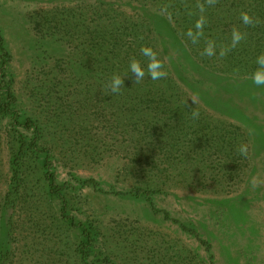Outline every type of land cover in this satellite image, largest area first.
<instances>
[{"label":"rangeland","instance_id":"1","mask_svg":"<svg viewBox=\"0 0 264 264\" xmlns=\"http://www.w3.org/2000/svg\"><path fill=\"white\" fill-rule=\"evenodd\" d=\"M196 2L0 0L19 121L33 118L41 135L38 150L22 155L16 172L19 136L30 142L36 133L0 113V264H208L205 246L179 224L143 200L115 194L137 187L157 189L159 210L194 224L216 264H264V87L209 85L219 101L198 100L205 113L197 107L194 120L188 87L168 93L161 79V92L145 93L128 82L127 67H113L116 50L92 45L113 39L100 33L110 26L120 29L119 48L138 54L135 42H154L157 32L168 39L167 23L177 21L170 8ZM210 8L232 16L250 11L264 23V0H218ZM237 23L238 16L223 25ZM159 57L169 65L167 55ZM113 73L125 79L118 95L102 91ZM241 143L248 145L247 158L236 151ZM46 157L62 196L50 194ZM89 179L103 191L82 187ZM64 205L93 228L86 262L81 232L62 219Z\"/></svg>","mask_w":264,"mask_h":264},{"label":"trees","instance_id":"2","mask_svg":"<svg viewBox=\"0 0 264 264\" xmlns=\"http://www.w3.org/2000/svg\"><path fill=\"white\" fill-rule=\"evenodd\" d=\"M169 12L177 18V21L175 25L167 23L168 39H164V35L162 36L161 32H157L158 39L154 42H135L140 48L144 45L151 46L155 51H157L158 55H167L169 57V65H165L168 75L164 78L165 80L163 83L166 86L167 91H169L168 93H178L179 90L183 91L181 87V85H183L186 88L188 87L195 94L197 101L200 100L203 105H214L216 104V101H219V97H217V94H215V97H212V95L208 93L207 89L210 88L211 85H214V87H220L221 83L227 81L238 82L239 85L243 86L253 84L250 79V74L256 67L255 59L261 52L259 50L264 48V26L262 25L264 23H260L256 27H245L242 23L233 25L240 27L241 31L247 33L246 40L222 58L219 57V55L209 58L201 55V51L204 47L203 39L199 45H193L184 35L187 29L194 25L195 20L198 17V11L195 6L190 5L186 8L176 6L170 8ZM231 14V11L226 12L222 9H213L209 7L205 13L207 17V24L204 29L205 37L214 39L218 45H227L230 42V32L233 26L223 25L224 19L230 18L231 20H235L237 16L239 17V15L232 16ZM260 14H262L261 11ZM110 28V26L102 25L100 31L103 35L109 34L113 36V39L110 42L107 40H97L95 44L92 45L93 47H96L99 52L103 50H108V52L116 50V53L113 56L115 57L113 67L116 70L120 67H117V65H124L128 68L129 58L132 56L144 61L145 58L140 56V53L134 54L131 52V47H126L125 52H123L119 48L122 46V39L117 37L120 29H116L114 32H111L109 31ZM136 28H143V26L139 25ZM144 28L146 29V27ZM131 31L133 32V30ZM126 45L129 44L126 43ZM160 47L162 49V55L159 50ZM253 48H255L256 51H253L252 53L251 51ZM11 59L12 55L8 48L7 41L0 30V113L10 116L16 123H19V125L25 127L27 130L34 129L36 133L30 142L27 141L28 139L25 136H19V150L21 153L18 154L20 157L17 156L13 160V167L17 172L20 167L21 156L26 154L27 151L38 150V142L41 139V135L37 122L33 118H26L24 121H19V99L13 87V83L11 79L8 78L7 73ZM231 74L248 75L236 77ZM127 78L128 82L133 83L134 78L131 74H129ZM138 85L140 89L145 90V93L148 92V94H153L154 92L153 95L161 92L163 87V85L160 84L158 87L157 81H152L147 77ZM197 107L205 113V110L201 106L198 105ZM234 109H232V113L235 114L237 109ZM43 166L45 169L46 180L49 183L50 194L53 196H62L64 186L58 183L57 174L52 170L51 163L47 157L43 162ZM87 186H91L98 191H103L99 188V183L94 179L82 182V187ZM158 192L159 191L157 189L149 187H137L133 188L129 192H115V194L118 196L130 197L135 200H143L150 205L151 209L155 213H162L164 218L179 224L184 232L190 234L201 245L205 246L208 254V264H216L215 255L211 252V245L202 238L199 230L194 224L180 222V220L172 218L168 211L159 210L156 207L154 197ZM62 219L65 223L81 232L83 240L79 247V253L82 260L86 262L88 260L90 250L95 244L93 228L89 226L88 223L78 221L76 217L69 215L65 205L62 210Z\"/></svg>","mask_w":264,"mask_h":264},{"label":"clouds","instance_id":"3","mask_svg":"<svg viewBox=\"0 0 264 264\" xmlns=\"http://www.w3.org/2000/svg\"><path fill=\"white\" fill-rule=\"evenodd\" d=\"M218 3V0H197L195 8L198 11V17L195 20L194 25L189 27L184 35L188 41L193 45H199L201 40H204V47L201 51V55L209 58L219 55L224 57L229 54L233 49L237 48L243 41L246 40L247 33L241 31L240 27L233 26L230 32V42L227 45H218L214 39L205 37L204 29L207 24V17L205 15L209 7H214ZM195 14V13H193ZM239 19L245 27H256L261 23L258 17H255L250 11L242 10L239 14ZM140 56L144 57V61H141L135 56L129 58L127 72L131 74L133 84H140L147 77L152 81L161 80L167 77L168 73L165 68L164 61L159 57L157 51L151 46L144 45L140 48ZM256 67L250 74L251 82L256 87H264V52H261L255 59ZM125 79L121 77L119 73H113L109 80L104 84L102 91L118 95L124 88ZM192 102L196 104V107L192 109L191 118L198 119L200 112L197 108V99L195 96L190 97ZM187 103V101H186ZM185 103V105H186ZM251 134V133H250ZM237 153L244 158L249 155L248 145L241 143L236 148ZM252 186H257V179L252 178Z\"/></svg>","mask_w":264,"mask_h":264}]
</instances>
